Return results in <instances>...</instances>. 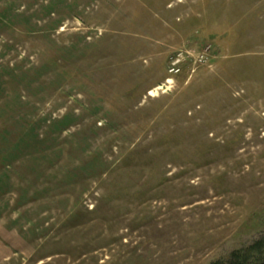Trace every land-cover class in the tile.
Listing matches in <instances>:
<instances>
[{
  "label": "rangeland",
  "instance_id": "374dc122",
  "mask_svg": "<svg viewBox=\"0 0 264 264\" xmlns=\"http://www.w3.org/2000/svg\"><path fill=\"white\" fill-rule=\"evenodd\" d=\"M261 239L264 0H0V264Z\"/></svg>",
  "mask_w": 264,
  "mask_h": 264
},
{
  "label": "trees",
  "instance_id": "16d2710c",
  "mask_svg": "<svg viewBox=\"0 0 264 264\" xmlns=\"http://www.w3.org/2000/svg\"><path fill=\"white\" fill-rule=\"evenodd\" d=\"M262 255H264V239L255 241L246 249L232 252L226 261L211 264H264V258H258Z\"/></svg>",
  "mask_w": 264,
  "mask_h": 264
},
{
  "label": "built area",
  "instance_id": "2783aa9c",
  "mask_svg": "<svg viewBox=\"0 0 264 264\" xmlns=\"http://www.w3.org/2000/svg\"><path fill=\"white\" fill-rule=\"evenodd\" d=\"M205 60L206 59L202 55H200V57L195 62V64H202L203 62H205ZM178 64H179V61H175L173 64H171L169 72H168L170 77H171V75H177L178 74V72L180 70V67L178 66ZM170 79L166 80L165 85L169 86L172 83V81ZM164 87L165 86L162 85L160 88H158V91L160 90L162 92Z\"/></svg>",
  "mask_w": 264,
  "mask_h": 264
},
{
  "label": "bare ground",
  "instance_id": "6f19581e",
  "mask_svg": "<svg viewBox=\"0 0 264 264\" xmlns=\"http://www.w3.org/2000/svg\"><path fill=\"white\" fill-rule=\"evenodd\" d=\"M157 91H158V88H156V89H154L153 91H151L148 95H149L150 97L155 96V94H156Z\"/></svg>",
  "mask_w": 264,
  "mask_h": 264
}]
</instances>
